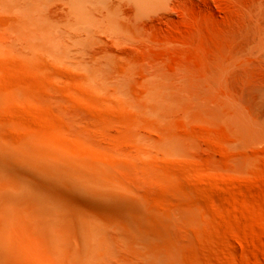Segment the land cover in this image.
Segmentation results:
<instances>
[{
	"label": "rangeland",
	"instance_id": "rangeland-1",
	"mask_svg": "<svg viewBox=\"0 0 264 264\" xmlns=\"http://www.w3.org/2000/svg\"><path fill=\"white\" fill-rule=\"evenodd\" d=\"M23 1L0 0V264H264V0Z\"/></svg>",
	"mask_w": 264,
	"mask_h": 264
},
{
	"label": "bare ground",
	"instance_id": "bare-ground-1",
	"mask_svg": "<svg viewBox=\"0 0 264 264\" xmlns=\"http://www.w3.org/2000/svg\"><path fill=\"white\" fill-rule=\"evenodd\" d=\"M22 1H23V0H21V2H22ZM26 1H27V0H26ZM26 1L24 0L23 2H26ZM36 1H37V0H35V1L33 2V0H30V1H27V2H29L28 4H32V5H33L34 3H36ZM39 1L41 2V0H39ZM70 1L74 4V6H75L76 8H77V6H79V4L82 2V0H70ZM31 2H33V3H31ZM37 2H38V1H37ZM8 4H9V3H8ZM10 4H11V2H10ZM13 4H14V3H13ZM25 4H26V3H25ZM25 4L23 3V5H25ZM28 4H27V7H26V5L24 6V7H26V8H25V9L27 10V11L25 10L26 12H29V11H28L29 8H30L29 10H31L30 5H29V7H28ZM41 4H42V3H41ZM43 4H44V3H43ZM43 4H42V5H43ZM32 5H31V6H32ZM38 5L42 7V5H40V4H38ZM38 5H37V4H36V5L34 4V6H33L34 8H32V9H34V10H31V11H37V12H36V13H35V12H34V13H33V12L31 13V11H30V12H29V13H30V16H28V17H32V14H35V15L38 14V10H42V9H43V8L41 9V7H40V9H39ZM13 6H15V5H13ZM20 6H21V3H20ZM19 8H20V7H19ZM16 9H17V8H16ZM18 10H19V9H18ZM20 10H21V9H20ZM23 10H24V9H23ZM23 10H22V11H23ZM25 11H23V12L27 15L28 13H26ZM41 12H42V11H41ZM43 12H45V9H44ZM43 12H42V13H43ZM43 14H44V13H43ZM28 15H29V14H28ZM36 16H37V15H36ZM26 17H27V16H26ZM28 17H27L26 19H29ZM37 18H42V16L40 15V16H38ZM43 18H45V16H44ZM43 18H42V19H43ZM22 19H23V17H22ZM22 19H20L19 22H21ZM24 20H25V18H24ZM36 20H37V19L35 18V20H33V21H35V23L37 22V24L39 23V25H38V27H39L40 24H41L43 21H46V18H45V20L43 19V21H42V20H39V19H38V21H36ZM26 21H27V24H29V23H28V20H26ZM30 21H31V19H30ZM41 21H42V22H41ZM22 22H24V21H22ZM40 22H41V23H40ZM17 24L20 25L19 23H17ZM21 24H22V23H21ZM24 24H26V23H24ZM24 24H23V26H24ZM32 24H33V25H32ZM37 24H36V26H37ZM30 25H32L33 28L35 27V26H34L35 24H34L33 22H31ZM30 25H29V26H30ZM25 26H26V25H25ZM29 26H28V27H29ZM26 27H27V26H26ZM23 28H24V27H23ZM23 28H22V29H23ZM31 28H32V27H31ZM33 28H32V29H33ZM39 28H42V27L40 26ZM29 29H30V28H29ZM36 29H37V27H36ZM36 31H38V30H36ZM38 32H39V31H38ZM42 32H43V31H42ZM47 35H48V34H47ZM0 146H1V145H0ZM6 148H8V147L6 146ZM15 148H16V147H14V150H15ZM0 149H1V148H0ZM8 149H10V148H8ZM8 149H7V150H8ZM16 149H17V148H16ZM6 152H7V151H6ZM17 152H18V151H17ZM12 153H16V150H15L14 152H12ZM5 154L8 155V153H5ZM16 154H17V153H16ZM14 155H15V154H14ZM10 156H11V154H10ZM1 157H4V156L2 155ZM11 158H12V156H11ZM11 158L9 157L10 160H11ZM2 159H3V161L5 160L4 158H2ZM12 159H14V158H12ZM6 160H8V157L6 158ZM14 160H16V159H14ZM8 162H9V161L4 162V165L7 166V168H8V165H7ZM18 162H19V161H18ZM44 165H46V164H44ZM48 165H49V166H50V165L52 166V164H48ZM0 166H1V165H0ZM5 166H4L3 168H5ZM36 166H37V165H36ZM49 166H48V167H49ZM51 166H50V167H51ZM46 167H47V166H46ZM10 168H11V165H10ZM37 168H40V167H37ZM0 169H1V168H0ZM11 169H12V168H11ZM11 169H9V171H10ZM14 169H15V168H14ZM14 169H12V170H14ZM16 169H17V168H16ZM47 169H48V168H47ZM38 170H39V169H38ZM43 170H44V169H43ZM43 170H42V171H43ZM45 170H46V169H45ZM6 171H8V170L6 169L5 172L3 171L2 173H3V174H6V175H7V174L9 175V172H6ZM40 171H41V169H40ZM0 172H1V171H0ZM10 172H11V171H10ZM13 172H14V171H13ZM44 172H46V171H44ZM44 172H42V174H43ZM47 172H48V171H47ZM45 174H46V173H45ZM18 175H22V173H20V174H18ZM3 177H4V176H3ZM3 177H0V179L3 178ZM9 178H10V180L12 179V177H10V176H9ZM23 178H25V175L23 176ZM5 179H6V178H5ZM7 179H8V178H7ZM13 179H14V178H13ZM8 180H9V179H8ZM8 180H7V181H8ZM10 180H9V181H10ZM14 180H15V179H14ZM25 180H26V179H25ZM17 181H22V180H17ZM30 181H31V180H30ZM32 181H33V180H32ZM3 182H4V181H3ZM14 182H15V181H14ZM75 182H76V181H75ZM75 182H74V183H75ZM47 183H48V182H47ZM6 185H7V184H6ZM8 185L10 186V184H8ZM49 185H50V183H49ZM49 185H48V186H49ZM38 186H39V185H38ZM51 186H52V185H50V187H51ZM62 186H63V185H62ZM1 187H2V186H1ZM3 187H4V185H3ZM42 187H44V186H42ZM30 188H31V187H30V185H29L28 183H25V182H22V183H20V184L17 183V185H14V188H13V199L16 200L17 202L19 201L20 203H23V202L26 201V200L31 201V202L33 203V204H32L33 206L30 205L29 209H30L31 206H32V209H33V211L35 212V213H33V215L36 214V216L40 217V218H41V219H42L47 225L51 226L53 220H55L56 218L59 219V217H56V218H54V217L58 215V214H57L58 212H61V211H59V208H60L59 200H61V199L58 200V198L53 197L54 192H53V194H52V193H51V192H52L51 190H50L51 192H49V191H45V192H46V193H45V192H43L41 189H38V188L35 187V188H36V192H37V193H36V192H35V193H36V194H39V193H40L39 196L41 195V196H42L41 198H43V200L46 202L45 204H42V203L39 204V203H37V202H34L35 200L33 201L32 198L30 197V196H31V195H29ZM32 188H33V187H32ZM5 189H6V188H5ZM8 190H10V189H8ZM70 190H71V189H70ZM63 191H64V190H63ZM6 192H7V191H6ZM38 192H39V193H38ZM47 192H48V193H47ZM1 193H2V192H1ZM4 193H5V192H4ZM8 193H9V192H8ZM73 194H74V192H73ZM57 196H58V195H57ZM60 197H61V196H60ZM74 200H75V199H74ZM44 201H43V202H44ZM62 201H63V200H62ZM64 201H65V200H64ZM67 201H68V200H67ZM67 201H66V204H67V203L69 204V202H67ZM25 204H26V203H25ZM64 204H65V203H64ZM12 205H13V204H12ZM12 205H11V206H12ZM14 205H15V204H14ZM27 205H29V204H26V206H27ZM69 205H70V204H69ZM69 205H68V206H69ZM72 205H73V204H72ZM72 205H71V207H72ZM61 206H62V205H61ZM73 206H74V205H73ZM64 207H65V206H64ZM76 207H77V206H76ZM3 208H4V207H3ZM25 208L27 209L28 207H25ZM65 209H66V208H65ZM61 210H62V209H61ZM3 211L6 212L5 210H3ZM10 211H11V209H10ZM63 211H64V210H63ZM67 211L69 212V210H66L65 212L67 213ZM25 212H26V211H24V214H27V213H25ZM65 212H64V214H66ZM61 213H63V212H61ZM61 213H60V215H62ZM24 214H22V216H23ZM14 215H15V214H14ZM20 216H21V215H20ZM4 217H5V216H4ZM38 217H36V218H38ZM20 218H21V217H20ZM23 218H24V217H23ZM9 219H10V218H9ZM17 219H18V218H17ZM21 219H22V218H21ZM41 219H40V220H41ZM5 220H6V219H5ZM5 220L3 219V221H5ZM59 220H60V219H59ZM3 221H2V222H3ZM12 221H13V220H12ZM56 221H57V220H56ZM2 222H1V223H2ZM69 222H70V221H69ZM3 223H5V222H3ZM3 223L1 224V226L4 225ZM41 223H43V222L41 221ZM63 223L65 224L64 221H63ZM63 223L61 222V225H62V226H64ZM8 224H9V222H8ZM90 224H91V223H90ZM94 224H95V223H94ZM66 225H68V224L66 223ZM91 225H92V224H91ZM97 225H98V223H97ZM53 226H54V225H53ZM55 226H56V225H55ZM62 226H61V227H62ZM100 226H101V225H100ZM100 226L98 225L97 227H100ZM91 227H92V226L89 227V228H90V231H91ZM95 227H96V226H95ZM95 227H94V228H95ZM97 227H96V228H97ZM56 228H57V227H56ZM59 228H60V226H59ZM66 228H67V227H66ZM86 228H87V227H86ZM94 228H93V231H94ZM2 230H3V228H2ZM2 230H1V231H2ZM54 230H55V228H54ZM54 230L51 229V231H50V228H49V231L51 232V234H52L55 238L59 237L58 234L60 235L61 233L59 232V233L57 234V232H56L57 230H56V231H54ZM63 230H65V228H63ZM97 230H98V228H97ZM97 230H95V232H94V234H93L94 236L97 235V233H98V232L96 233ZM1 231H0V232H1ZM83 231H85V230H83ZM99 231H100V230H99ZM3 232H4V233H3ZM3 232H2V235L5 234V231H3ZM91 233H92V232H91ZM95 233H96V234H95ZM58 239H59V238H58ZM81 244H82V243H81Z\"/></svg>",
	"mask_w": 264,
	"mask_h": 264
}]
</instances>
